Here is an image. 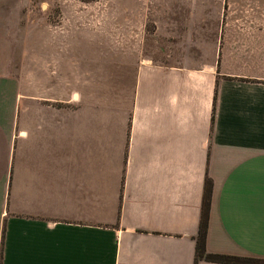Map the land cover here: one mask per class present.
I'll return each instance as SVG.
<instances>
[{"label":"crops","instance_id":"1","mask_svg":"<svg viewBox=\"0 0 264 264\" xmlns=\"http://www.w3.org/2000/svg\"><path fill=\"white\" fill-rule=\"evenodd\" d=\"M98 1L28 69L0 26V264H225L207 181L206 253L264 261V0Z\"/></svg>","mask_w":264,"mask_h":264},{"label":"rangeland","instance_id":"2","mask_svg":"<svg viewBox=\"0 0 264 264\" xmlns=\"http://www.w3.org/2000/svg\"><path fill=\"white\" fill-rule=\"evenodd\" d=\"M104 6L98 0H0V26L8 30L6 46L13 54L11 69L19 70L22 61L28 69L31 29H37L38 40H46V34L53 41L108 40L109 17L99 12Z\"/></svg>","mask_w":264,"mask_h":264},{"label":"trees","instance_id":"3","mask_svg":"<svg viewBox=\"0 0 264 264\" xmlns=\"http://www.w3.org/2000/svg\"><path fill=\"white\" fill-rule=\"evenodd\" d=\"M210 182H206L205 194L203 199L202 214L199 224V232L197 237V259L209 262L225 263V264H264V261H255L250 259H237L227 256L209 255L205 251V238L208 226V211L210 204Z\"/></svg>","mask_w":264,"mask_h":264}]
</instances>
